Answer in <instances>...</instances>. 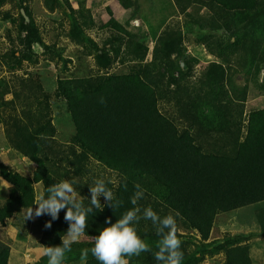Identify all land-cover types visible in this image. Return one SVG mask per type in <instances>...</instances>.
Returning a JSON list of instances; mask_svg holds the SVG:
<instances>
[{"label": "trees", "instance_id": "16d2710c", "mask_svg": "<svg viewBox=\"0 0 264 264\" xmlns=\"http://www.w3.org/2000/svg\"><path fill=\"white\" fill-rule=\"evenodd\" d=\"M116 1L129 15L124 22L111 16L99 40L86 0H77V7L70 0L44 1L51 12L62 11L69 21L66 36L94 58L86 76L57 77L54 91L38 65L41 57L62 60V54L47 43L21 0L17 16L5 14L10 26L5 29L9 47L0 53V126L13 151L35 166L27 176L0 162V176L11 185L0 204V225L11 222L28 235L37 184L46 193L52 183L73 181L88 206L90 184L103 178L123 203L114 209L100 197L103 211L89 214L84 237L64 261L81 264V250L93 246L90 241L105 221L110 217L114 223L133 207L130 198L139 183L145 191L141 209L151 206L161 217L176 218L182 264H208L220 255L223 264H252L250 240L264 237V107L243 105L251 91L264 94V0H173L178 16L206 33L191 39L181 19L172 20L152 48L145 30L128 28L139 19L138 0ZM5 3L0 0V7ZM195 5L204 15L190 11ZM187 43L204 46L216 60L196 72L200 60ZM117 64L125 69H115ZM242 73L249 76L243 86L236 81ZM55 101L65 103L75 127L65 142L54 123ZM251 205H258L259 230L211 239L218 215ZM66 210L51 229L44 227L49 215L36 220L44 229L43 248L62 243L69 228ZM137 228L155 251L151 221L141 220ZM10 256V244L0 240V264H9ZM35 264H47V257ZM87 264L99 262L89 253ZM130 264L157 261L145 252Z\"/></svg>", "mask_w": 264, "mask_h": 264}, {"label": "rangeland", "instance_id": "374dc122", "mask_svg": "<svg viewBox=\"0 0 264 264\" xmlns=\"http://www.w3.org/2000/svg\"><path fill=\"white\" fill-rule=\"evenodd\" d=\"M5 1L6 3L2 4L0 7V53L9 47V40L6 36L7 33L5 29L10 26V22L4 21L3 18H5V14L7 13L17 16L21 9L18 0ZM44 1L45 0H21V3L23 2L24 6H27L32 11L34 19L42 28L43 36L47 43H54L58 53H61L63 56L62 60H49L41 57V61L38 65L42 71L43 77L46 79L45 83L47 88L50 91H54L57 77L86 76L88 70L94 64V58L90 53H83L81 46L76 45L66 36V31L69 28V21L62 11L57 10L51 12L45 7ZM70 1L75 7L79 6L77 0ZM138 2L140 6V14L138 16L140 23H138L141 26L139 25L140 27H138L131 21L128 28L132 31H137L139 28L145 30L147 32L146 41L151 48L161 32L160 30L172 20L181 19L183 31L186 35L190 36L191 39L201 37L206 33L192 24H187L184 17H179L173 0H138ZM86 6L91 7L93 10L96 29L92 34L96 40L106 36V32L101 31L100 28L111 16L114 15L116 19L124 22L129 15V11L122 8L121 5L116 3V1L114 2V0H86ZM190 11L198 16L204 15V9L200 8L198 5L193 6ZM187 45H189L191 53L200 60L199 64L196 65V72H201L209 62L216 60L213 56L208 54L204 46H191L190 43H187ZM115 69L120 71L125 69V66L123 65L121 67L117 64L115 65ZM236 81L243 86L244 84H248L249 76L246 73H242L236 77ZM243 106L245 109L264 107V94H257L251 91L248 96V102ZM53 107L54 123L57 128L58 138L64 142L68 141L75 132L71 116L64 102L55 101ZM26 160L28 164L22 163L20 157H16V153L4 139L3 127H0V162H5L11 169H19L29 175L33 171V167L31 161L28 159ZM4 184L7 186L9 183L6 181ZM9 185L5 187L0 176V193L5 192L6 196H8L7 191L10 189ZM37 188V195L43 192L41 185ZM4 201V196L0 195V204ZM256 207H258V205L246 206L232 212L218 215L212 230V237H221L225 232H247L248 229L254 227V223L258 225L256 220ZM35 208L33 210H35ZM37 219L38 218H32V221L36 223ZM18 230L16 234L12 232L9 234V230L0 225V240L10 244L13 250V256L24 255L26 264H35L44 250L43 246H41L38 241L41 235L36 232H31L25 237L22 232L20 233ZM257 230H259V225ZM254 249L258 251V255L256 253L253 254V264H264V238L261 237L256 240ZM223 261L224 257L220 255L214 258H208L206 263L223 264ZM13 264H16L15 261ZM17 264H20V262Z\"/></svg>", "mask_w": 264, "mask_h": 264}, {"label": "clouds", "instance_id": "9594fccd", "mask_svg": "<svg viewBox=\"0 0 264 264\" xmlns=\"http://www.w3.org/2000/svg\"><path fill=\"white\" fill-rule=\"evenodd\" d=\"M136 20L140 23L139 19L132 22L135 23ZM99 102L106 104L104 97H101ZM134 187L135 192L130 198L133 207L126 210L114 223L110 217L105 221L107 226L90 241L93 246L81 250V264H87L89 253L99 264H130V258L139 257L145 252H152L157 264H182L184 252L176 218L172 214L161 217L151 206L141 209L138 202L144 198L145 191L139 183ZM89 191L91 195L88 206H85L82 196L74 187V182L67 179L52 183L47 187L46 193L42 192L35 197L33 204L37 207L35 210L32 207L28 210L27 219L49 215L51 219L45 223V229H51L52 222L59 219L62 210L67 209L64 220L69 223V228L62 236V243L47 246L43 250L47 264H64L72 245L79 243L84 237L89 214H93L94 209L103 211L105 205L101 204V196L114 209L123 203L114 197L103 178L95 179L90 184ZM141 220H150L155 228L158 237L154 243L155 251L153 245L139 234L137 225Z\"/></svg>", "mask_w": 264, "mask_h": 264}, {"label": "crops", "instance_id": "0c3cea01", "mask_svg": "<svg viewBox=\"0 0 264 264\" xmlns=\"http://www.w3.org/2000/svg\"><path fill=\"white\" fill-rule=\"evenodd\" d=\"M116 0H114V2H115ZM116 3H118L117 1H116ZM101 20V19H100ZM107 21V20H106ZM96 23H97V20H96ZM161 31V30H160ZM4 39V38H3ZM189 51H191V50H189ZM40 73L42 74V71L40 70ZM42 76H43V74H42ZM0 127H2V126H0ZM16 157H20V160L22 161V163H24V164H28L27 163V158H25L24 156H21V155H19V154H17L16 153ZM3 163H5V162H3ZM21 163V164H22ZM6 164V163H5ZM31 165H32V167L34 168V166H35V164L34 163H32L31 162ZM17 171H19V172H21L22 174H24V175H27L24 171H21V170H19V169H16ZM32 173V172H31ZM31 173L29 174V175H27V176H31ZM1 179H2V177H1ZM6 182V181H5ZM4 182V180L2 179V183H3V185L5 186V183ZM8 183V182H7ZM9 185V184H8ZM8 185H7V187H8ZM40 184H37L36 185V189H38L37 187L39 186ZM9 186H11V185H9ZM38 192V191H37ZM5 192H1L0 193V195H3L4 196V198L6 199L7 198V196H6V193L4 194ZM7 195H8V191H7ZM215 226V225H214ZM5 227V229H7V230H9V234H11V232L12 233H15L16 234V232H17V228L13 225V224H11V222H8V224L6 225V226H4ZM257 227H258V225L256 224V223H254V227L253 228H251V229H248V231L247 232H249V231H257ZM214 228V227H213ZM43 227H41V226H39L37 223H35V222H31V224H30V226H29V233H28V235L31 233V232H36V233H38L39 235H42V233H43ZM19 231V230H18ZM20 233H21V231H19ZM213 233V232H212ZM212 233H211V239H215V238H218V237H212ZM23 234V233H22ZM24 235V234H23ZM28 235H24L25 237H27ZM262 237V236H261ZM261 237H259V236H254V237H252L251 238V240H250V245H251V257H252V264L254 263V260H253V254L254 253H256L257 255H258V251L256 250L255 251V249H254V246H255V243H256V240L257 239H259V238H261ZM262 238H264V237H262ZM39 241V240H38ZM42 246V245H41ZM41 249V248H40ZM42 251V250H41ZM42 255H43V253H42ZM41 255V256H42ZM17 256V257H16ZM16 256H13V250L11 249V256H10V260H9V264H13V262L15 261V263L17 264V263H19L20 262V264H26V262L24 261V255L23 256H20V255H16ZM40 256V257H41ZM21 261H22V263H21Z\"/></svg>", "mask_w": 264, "mask_h": 264}, {"label": "built area", "instance_id": "2783aa9c", "mask_svg": "<svg viewBox=\"0 0 264 264\" xmlns=\"http://www.w3.org/2000/svg\"><path fill=\"white\" fill-rule=\"evenodd\" d=\"M135 25H138L139 23H138V21L136 20V22L134 23Z\"/></svg>", "mask_w": 264, "mask_h": 264}, {"label": "water", "instance_id": "95a60500", "mask_svg": "<svg viewBox=\"0 0 264 264\" xmlns=\"http://www.w3.org/2000/svg\"><path fill=\"white\" fill-rule=\"evenodd\" d=\"M22 12H24V10L22 9ZM27 18V20L29 19L28 17H26Z\"/></svg>", "mask_w": 264, "mask_h": 264}]
</instances>
